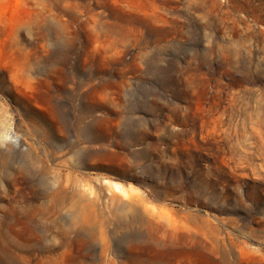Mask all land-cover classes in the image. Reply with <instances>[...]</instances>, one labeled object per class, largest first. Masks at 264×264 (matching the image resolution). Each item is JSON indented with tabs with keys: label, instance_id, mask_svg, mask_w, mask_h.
Returning <instances> with one entry per match:
<instances>
[{
	"label": "rangeland",
	"instance_id": "rangeland-1",
	"mask_svg": "<svg viewBox=\"0 0 264 264\" xmlns=\"http://www.w3.org/2000/svg\"><path fill=\"white\" fill-rule=\"evenodd\" d=\"M220 248L264 264V0H0V264Z\"/></svg>",
	"mask_w": 264,
	"mask_h": 264
},
{
	"label": "bare ground",
	"instance_id": "bare-ground-1",
	"mask_svg": "<svg viewBox=\"0 0 264 264\" xmlns=\"http://www.w3.org/2000/svg\"><path fill=\"white\" fill-rule=\"evenodd\" d=\"M14 141H16V139H14ZM170 225H172V223H170ZM212 225L210 222H207L206 220H201L200 222H195V223H190V225H187V231L190 233H197L198 231L202 234L205 231H209L212 232V230L214 228H212ZM223 239V238H222ZM222 246H226V243L223 239V245ZM225 248V247H223ZM240 253L243 256H247L248 252L240 250ZM219 254H220V263L221 264H239L237 261L234 260V258L230 257L227 255V253L225 252V249L223 252H221V248L219 250Z\"/></svg>",
	"mask_w": 264,
	"mask_h": 264
}]
</instances>
